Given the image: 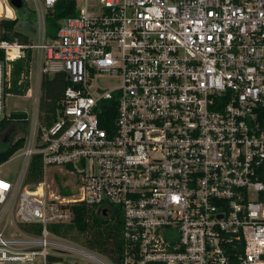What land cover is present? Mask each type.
I'll list each match as a JSON object with an SVG mask.
<instances>
[{
  "label": "built area",
  "instance_id": "1",
  "mask_svg": "<svg viewBox=\"0 0 264 264\" xmlns=\"http://www.w3.org/2000/svg\"><path fill=\"white\" fill-rule=\"evenodd\" d=\"M9 1L0 18L14 17ZM31 1L37 41H0L26 59L37 49L19 172L2 169L14 156L0 163V264H111L48 237L77 204L120 208L114 264H264V0H73L54 37L45 14L57 0ZM60 71L45 125L40 80ZM14 96L0 58V121ZM103 100H115L111 128L99 124Z\"/></svg>",
  "mask_w": 264,
  "mask_h": 264
},
{
  "label": "trees",
  "instance_id": "2",
  "mask_svg": "<svg viewBox=\"0 0 264 264\" xmlns=\"http://www.w3.org/2000/svg\"><path fill=\"white\" fill-rule=\"evenodd\" d=\"M13 7V6H12ZM13 18H0V41H16L19 44L31 43L28 33H35L36 15L33 9H27L25 4L21 7H13ZM76 14L75 2L73 0H57L52 9L45 14V33L54 37L60 25V21L66 17ZM4 57V50L0 48V58ZM31 52L28 51L20 60L12 61L14 78L8 88L15 95H22L27 87L26 77ZM67 84L66 75L63 71L51 75L44 74L40 80V87L37 99V111L39 119L45 125L51 124L57 116L59 100ZM103 111L99 114V124L105 128H111L115 116V100H103L101 102ZM22 123L23 130L28 126V112L26 110L10 111L1 121L0 129L8 138L3 148H0V163L7 160L25 144V137L16 135V124ZM41 177V159L39 154L31 158L27 180L36 184ZM62 192H68L62 188ZM74 218L67 224H51L49 230L60 236H66L71 229L81 233H88L86 247L101 255L108 257L113 262L118 261L122 244L121 226L122 216L118 206H111L110 214L104 215L98 210V206L77 204L73 206Z\"/></svg>",
  "mask_w": 264,
  "mask_h": 264
},
{
  "label": "rangeland",
  "instance_id": "3",
  "mask_svg": "<svg viewBox=\"0 0 264 264\" xmlns=\"http://www.w3.org/2000/svg\"><path fill=\"white\" fill-rule=\"evenodd\" d=\"M23 3L25 4L27 9H33V3L31 0H22ZM7 14L8 16H10V14L12 13V9L7 6ZM0 10H1V6H0ZM30 35V39H31V43H35L37 41V37H38V33H37V27L35 28V33H28ZM37 49L33 48L32 49V54H36ZM32 60V58H31ZM34 61V59H33ZM26 77V80L28 82L27 87L24 89L22 96H14V97H7L6 98V112H10V111H21V110H26L28 113L31 111L32 109V99L28 96H24L26 93H28L29 90V80L27 78V74L23 75L22 78ZM14 78V72H13V68L11 71V75H10V81H12ZM33 80L31 79V82ZM105 84L107 85V87H110L114 84L117 83V81H114L112 79H108L106 77H104ZM39 114V113H38ZM40 118V117H39ZM23 124L22 123H17L16 124V135H22L25 138L28 137V126L25 130H23ZM5 136V134L2 132V130L0 129V148H3L5 146L4 140L6 139V141L8 140L7 136L6 138H3ZM16 153H14L12 156H14ZM20 164H21V157L20 156H14L13 158H9L8 161L2 166V169L4 171H9L11 177H15L17 175V173L19 172V168H20ZM49 229V228H48ZM12 229H10L9 232H11ZM49 238H51L54 241L57 242H62V243H66L75 247H78L84 251L89 252L90 254L104 259L106 261H108L111 264H114V262L112 260H110L108 257L101 255L93 250H90L86 247V241L89 237L88 233H81L79 231H77L76 229H71L67 232V235L64 236H60L58 234L53 233L52 231L49 230ZM76 258H80L81 260H83L86 264H98L97 262L93 261L92 259H90L89 257L86 256H79L77 255Z\"/></svg>",
  "mask_w": 264,
  "mask_h": 264
},
{
  "label": "bare ground",
  "instance_id": "4",
  "mask_svg": "<svg viewBox=\"0 0 264 264\" xmlns=\"http://www.w3.org/2000/svg\"><path fill=\"white\" fill-rule=\"evenodd\" d=\"M0 48H2L4 50L3 59H6V61H7V75H8V88H9L11 85L10 75H11V71H12V61L22 59L25 56V53L22 52L17 47H2V46H0Z\"/></svg>",
  "mask_w": 264,
  "mask_h": 264
},
{
  "label": "water",
  "instance_id": "5",
  "mask_svg": "<svg viewBox=\"0 0 264 264\" xmlns=\"http://www.w3.org/2000/svg\"><path fill=\"white\" fill-rule=\"evenodd\" d=\"M9 2L13 7H21L23 5L22 0H10ZM105 213H106L105 210H102V214H105ZM261 258L264 259V254L261 256Z\"/></svg>",
  "mask_w": 264,
  "mask_h": 264
},
{
  "label": "crops",
  "instance_id": "6",
  "mask_svg": "<svg viewBox=\"0 0 264 264\" xmlns=\"http://www.w3.org/2000/svg\"><path fill=\"white\" fill-rule=\"evenodd\" d=\"M4 142H6V143H7V142H8V140L6 141V139H5V140H4Z\"/></svg>",
  "mask_w": 264,
  "mask_h": 264
}]
</instances>
